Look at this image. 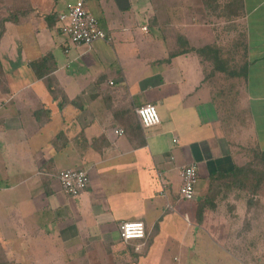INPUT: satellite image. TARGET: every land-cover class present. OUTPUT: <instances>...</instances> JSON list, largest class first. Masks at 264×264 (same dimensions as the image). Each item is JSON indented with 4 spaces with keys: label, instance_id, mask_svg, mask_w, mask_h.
<instances>
[{
    "label": "crops",
    "instance_id": "1",
    "mask_svg": "<svg viewBox=\"0 0 264 264\" xmlns=\"http://www.w3.org/2000/svg\"><path fill=\"white\" fill-rule=\"evenodd\" d=\"M72 1L5 0L0 261L264 264V0L236 3L225 31L203 0H86L111 38L89 46L59 30ZM147 103L161 122L145 129ZM69 168L90 177L76 197ZM136 220L146 237L124 242Z\"/></svg>",
    "mask_w": 264,
    "mask_h": 264
},
{
    "label": "built area",
    "instance_id": "2",
    "mask_svg": "<svg viewBox=\"0 0 264 264\" xmlns=\"http://www.w3.org/2000/svg\"><path fill=\"white\" fill-rule=\"evenodd\" d=\"M59 30L67 35L73 45H91L99 40L111 39L100 27L99 21L86 8V0H73L58 16ZM68 52V50H66ZM137 114L143 128H152L161 122V116L156 105L147 103L137 108ZM118 135L124 134L123 129H116ZM181 198L194 201L196 198V184L198 167L196 164L185 166L181 172ZM61 189L64 193L76 197L85 191L90 184L88 172L84 169L69 168L58 173ZM185 218L188 217L185 215ZM120 237L124 242L141 240L146 237V226L143 221H122L119 224Z\"/></svg>",
    "mask_w": 264,
    "mask_h": 264
},
{
    "label": "rangeland",
    "instance_id": "3",
    "mask_svg": "<svg viewBox=\"0 0 264 264\" xmlns=\"http://www.w3.org/2000/svg\"><path fill=\"white\" fill-rule=\"evenodd\" d=\"M181 1H184V0H170V2H174L175 6H176V9H181L182 8V5L180 4ZM231 2L235 3V0H217V11L215 10L214 15H215V19L217 20L216 22V25L218 26V28H222V31H225V28L226 30H229V25H230V20H231V16L229 14V9L226 8V6L228 4H231ZM164 8L163 4L160 6V11L162 12V9ZM8 7L7 5L5 4V0H0V33L1 31L3 30L2 26H5V29H6V25H7V21L4 19L6 18L7 14L9 13L10 14H14V12H8ZM165 13V12H163ZM162 13V14H163ZM99 21V20H98ZM200 21L202 22V18H200ZM243 27L241 26V23H240V30L242 29ZM63 34V33H62ZM64 35V34H63ZM63 39L66 38V36H63ZM3 41L5 40V37L2 38ZM69 43H71L69 41ZM257 162V161H256ZM255 165V164H254ZM254 169L257 171V170H260V171H263L264 170V163L263 162H260V163H256Z\"/></svg>",
    "mask_w": 264,
    "mask_h": 264
},
{
    "label": "trees",
    "instance_id": "4",
    "mask_svg": "<svg viewBox=\"0 0 264 264\" xmlns=\"http://www.w3.org/2000/svg\"><path fill=\"white\" fill-rule=\"evenodd\" d=\"M204 1V5L206 6V8L208 9V10H211V11H213V12H215V10L217 11V0H203ZM238 2H240L241 3V1L240 0H235V3L233 2H231V4H228L227 6H226V8H228L229 10V14H231V11H232V9H235L236 8V3H238ZM57 19H58V17H57ZM57 19H56V21H57ZM7 21V19L5 18L4 19V21ZM2 28H3V30L1 31V33H0V39H1V37H2V35H3V33H4V31H5V26H2ZM38 64V62H35L33 65L35 66V65H37ZM264 153V152H263ZM262 157H264V154H263V156ZM264 159V158H263ZM0 264H4V262H1L0 261Z\"/></svg>",
    "mask_w": 264,
    "mask_h": 264
}]
</instances>
